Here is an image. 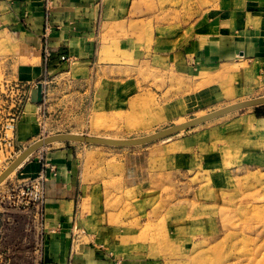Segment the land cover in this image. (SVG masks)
I'll return each mask as SVG.
<instances>
[{
    "label": "crops",
    "instance_id": "0c3cea01",
    "mask_svg": "<svg viewBox=\"0 0 264 264\" xmlns=\"http://www.w3.org/2000/svg\"><path fill=\"white\" fill-rule=\"evenodd\" d=\"M117 2L53 0L48 16L45 0H0V34L8 40L12 76L26 97L30 92L16 124V145L40 137L42 108L53 122L62 123L52 133L86 132V111L94 109L99 95L91 75L112 63L102 64V48L112 59V44L123 50L131 45L130 20L120 15ZM47 21L51 29L45 39ZM160 27L152 33L155 51L143 59L160 66L176 61L186 71L195 63L211 67L245 59L252 64L247 71L251 88L264 90V0H230L198 29L193 21L180 24L179 33ZM46 42L52 51L47 61ZM40 82L47 94L44 102L35 103L31 91ZM259 107L171 142L108 149L63 141L40 148L14 173L28 178L48 166L42 264H163L157 245L139 236L147 218L160 217L159 199L170 184L166 178L173 175L175 155L197 156L211 147L212 137L227 141L232 127L236 137L243 129L260 146L264 106Z\"/></svg>",
    "mask_w": 264,
    "mask_h": 264
},
{
    "label": "rangeland",
    "instance_id": "374dc122",
    "mask_svg": "<svg viewBox=\"0 0 264 264\" xmlns=\"http://www.w3.org/2000/svg\"><path fill=\"white\" fill-rule=\"evenodd\" d=\"M229 1L118 0L120 15L130 20L131 45L123 50L112 44V59L106 57L107 48H102V64L112 63L91 75L99 95L94 109L86 111L84 134L141 137L264 95V90L251 88L247 71L252 64L245 59L211 67L195 63L186 71L176 61L160 66L142 58L155 51L152 33L162 30L160 24L179 33L180 24L193 21L198 29ZM8 48L7 37L0 34V173L40 139L19 146L13 142L16 127L5 131L8 120L21 113L28 99L13 79ZM261 106L226 114L152 143L210 131ZM38 115L49 132L62 124L50 119L48 109L42 108ZM229 131L227 141H214L211 136V147L198 150L197 156L177 152L173 159L177 165L161 192L160 217L147 218L141 230L144 234L139 236L157 245L163 264H264V138L260 147L251 133L242 129L236 137L233 127ZM14 172L0 184V264H42L45 221L37 204L21 203V178Z\"/></svg>",
    "mask_w": 264,
    "mask_h": 264
},
{
    "label": "water",
    "instance_id": "95a60500",
    "mask_svg": "<svg viewBox=\"0 0 264 264\" xmlns=\"http://www.w3.org/2000/svg\"><path fill=\"white\" fill-rule=\"evenodd\" d=\"M42 91H43V84L40 82L38 83L37 87L31 91V99L33 102L38 103L42 101L43 99ZM260 105H264V95L229 104L225 107L219 108L209 113L194 117L187 121L169 126L165 129L141 137L112 138V137H102V136H96L90 134H80V133L52 134L44 138H40L34 141L33 143H31L28 147H26L19 154V156L15 160H13L12 163L3 172L0 173V184L7 177H9L14 171H16L36 151H38L40 148H43L55 142L69 141V142H80L84 144L106 145V146H115V147L140 146L158 141L160 139L171 137L182 131L193 128L197 125L224 116L226 114Z\"/></svg>",
    "mask_w": 264,
    "mask_h": 264
},
{
    "label": "built area",
    "instance_id": "2783aa9c",
    "mask_svg": "<svg viewBox=\"0 0 264 264\" xmlns=\"http://www.w3.org/2000/svg\"><path fill=\"white\" fill-rule=\"evenodd\" d=\"M45 6H46V12L48 16L51 13V9L53 6V0H45ZM50 24L47 21L46 23V28H45V33L44 37L45 39L48 38L49 32H50ZM45 60L47 61L51 55L52 51L47 45V42L45 43ZM63 60H68L69 58H66L65 56H62ZM43 84V83H42ZM47 91L43 87V102L45 101ZM27 98L30 99V92L27 94ZM20 117V114H14L13 118L9 119L8 122L5 125V131L7 132L8 130L12 129L15 130L16 124L18 122V119ZM41 124V131H40V138H44L46 136L52 135L51 131L49 132V128L47 127V124L45 121L42 120L40 121ZM56 134V133H55ZM7 136V134H6ZM51 166V169H54V167ZM48 168V166H46ZM44 168L41 170L37 175L31 176L28 178H23L20 181L21 184V189L19 192V198L21 200V203L24 205L27 204H37L38 209H40L41 217L44 220V206H45V201H46V196H45V184L47 181V169ZM45 226V225H44ZM80 232L85 233V230H80Z\"/></svg>",
    "mask_w": 264,
    "mask_h": 264
},
{
    "label": "bare ground",
    "instance_id": "6f19581e",
    "mask_svg": "<svg viewBox=\"0 0 264 264\" xmlns=\"http://www.w3.org/2000/svg\"><path fill=\"white\" fill-rule=\"evenodd\" d=\"M42 83V82H41ZM43 92V91H42ZM43 100V99H42ZM200 116V115H199ZM181 122H184V121H180L179 123H181Z\"/></svg>",
    "mask_w": 264,
    "mask_h": 264
}]
</instances>
